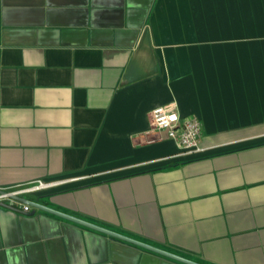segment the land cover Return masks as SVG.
<instances>
[{
  "label": "crops",
  "instance_id": "0c3cea01",
  "mask_svg": "<svg viewBox=\"0 0 264 264\" xmlns=\"http://www.w3.org/2000/svg\"><path fill=\"white\" fill-rule=\"evenodd\" d=\"M173 104L187 149L152 129ZM200 264H264V0H0V188ZM0 264H186L31 206Z\"/></svg>",
  "mask_w": 264,
  "mask_h": 264
},
{
  "label": "built area",
  "instance_id": "2783aa9c",
  "mask_svg": "<svg viewBox=\"0 0 264 264\" xmlns=\"http://www.w3.org/2000/svg\"><path fill=\"white\" fill-rule=\"evenodd\" d=\"M150 124L152 129L161 131L167 138L175 140L182 147L193 149L197 147L201 135V124L194 116L180 118L174 109L173 104L158 105L150 112ZM55 184V181L37 179L25 185H17L13 188L3 189L0 193V201L7 204L14 203L22 211L28 212L31 206L23 201L10 197V194L22 196L24 193L35 192Z\"/></svg>",
  "mask_w": 264,
  "mask_h": 264
},
{
  "label": "water",
  "instance_id": "95a60500",
  "mask_svg": "<svg viewBox=\"0 0 264 264\" xmlns=\"http://www.w3.org/2000/svg\"><path fill=\"white\" fill-rule=\"evenodd\" d=\"M0 193H5V191L3 189L0 188ZM10 197L11 198H14V199H17V200H20V201H23V202H26L28 203L30 206L33 207V209L30 211L33 212L34 211V208H39V209H42V210H45V211H48L50 213H53L55 215H58V216H61L63 218H66V219H69L71 221H74V222H77V223H80L82 225H85V226H88V227H91L93 229H96V230H99V231H102L104 233H107V234H110L112 236H115V237H118L120 239H123L125 241H128V242H131L133 244H136V245H139L141 247H144L148 250H151L153 252H156V253H159V254H162V255H165L167 257H170V258H173L175 260H178V261H181L183 263H186V264H200L198 262H195V261H192L190 259H187L185 257H182V256H179V255H176L174 253H171L169 251H166V250H163L161 248H158V247H155L151 244H148V243H145V242H142V241H139V240H136V239H133L131 237H128V236H125V235H122L120 233H117L115 231H112L110 229H107V228H104V227H101L99 225H96V224H93V223H90L88 221H85V220H82V219H79L77 217H74V216H71L69 214H66L64 212H61V211H58L56 209H53V208H50L48 206H45L43 204H40L38 203L37 201H33V200H30V199H27V198H24L22 196H19V195H15V194H10ZM0 206H5V207H9V208H12L13 209V206L5 203V202H2L0 201Z\"/></svg>",
  "mask_w": 264,
  "mask_h": 264
}]
</instances>
